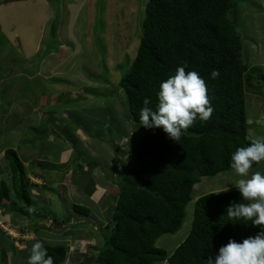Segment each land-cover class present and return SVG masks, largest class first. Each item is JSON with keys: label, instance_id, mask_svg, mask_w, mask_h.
Here are the masks:
<instances>
[{"label": "rangeland", "instance_id": "obj_1", "mask_svg": "<svg viewBox=\"0 0 264 264\" xmlns=\"http://www.w3.org/2000/svg\"><path fill=\"white\" fill-rule=\"evenodd\" d=\"M234 1L236 8L230 18L243 42L241 60L247 59L254 70V84L262 83L261 87L249 89L246 97L249 134L260 138L264 137V82L256 75L264 74V0ZM146 3L147 0H0V181L9 183L10 200L29 211L20 213L18 206L12 208L8 199L2 200L0 206L17 220L0 217L1 222H6L5 230L0 232V247L10 248L12 241L7 236L15 243L27 244L24 252L14 251L20 264H27L37 240L66 246L68 256L63 264H92L104 245L99 226L108 223L111 214L105 213L112 206L105 213L94 207L96 203L88 195L95 186L90 178L108 185L103 199L114 205L119 193L116 182L132 147L144 135L160 129L145 128L131 120L126 93L118 86L136 56ZM55 21L58 30L53 36ZM5 82L7 86H2ZM46 136L53 142L44 140ZM97 141L102 146L101 153L94 151L97 148L93 143L99 147ZM28 144L39 146L30 153L40 157L43 164L64 167L60 162H70L65 168L71 167L65 172L50 169L42 188L34 190V194L29 189V208L16 197L9 168H3L8 163L4 157L6 148L19 151ZM79 158L85 164L76 163ZM22 159L26 169H33L32 163L28 165V160ZM92 162L102 170L101 175H95ZM135 162L134 157L132 165ZM91 167L94 169L88 170ZM258 170L264 171V162L252 168L249 176ZM240 178L232 168L214 177H201L193 187L182 228L175 234L162 235L156 245L173 252L191 230L196 199L210 192L235 189ZM74 203L87 206L90 214H75ZM96 235L98 239H94ZM0 264H5L1 255Z\"/></svg>", "mask_w": 264, "mask_h": 264}, {"label": "trees", "instance_id": "obj_2", "mask_svg": "<svg viewBox=\"0 0 264 264\" xmlns=\"http://www.w3.org/2000/svg\"><path fill=\"white\" fill-rule=\"evenodd\" d=\"M234 8V0H147L136 57L119 83L127 96L129 117L141 123L144 99L155 108L160 83L183 65H187L186 71H197L205 79L215 110L208 121L197 119L183 131L179 141L159 129L132 147L116 182L119 193L110 219L99 226L105 242L93 264H208L209 257L214 259L229 239L242 241L260 231L251 221L227 216L233 203H247L235 188L196 199L191 230L173 252L156 245L162 235L182 228L193 187L201 177L231 170L232 153L255 139L249 134L246 97L247 89L262 83L254 84V70L247 59L241 60L243 42L230 18ZM57 30L55 21L53 36ZM213 70L220 73L215 79L211 77ZM256 77L264 82V74ZM5 158L16 197L29 208L28 190L33 184L25 165L13 148L5 150ZM4 198L10 200L12 195L3 180L0 204ZM10 204L17 207L16 200ZM25 210L18 209L29 214ZM73 212L86 217L90 209L74 203ZM44 247L54 264L65 261L66 246L44 243Z\"/></svg>", "mask_w": 264, "mask_h": 264}, {"label": "clouds", "instance_id": "obj_3", "mask_svg": "<svg viewBox=\"0 0 264 264\" xmlns=\"http://www.w3.org/2000/svg\"><path fill=\"white\" fill-rule=\"evenodd\" d=\"M186 67L187 65L179 66L174 75L160 83L157 93L158 103L155 108L151 107L150 100L145 98L144 107L139 113L140 122L145 128L160 127L168 134L169 138L175 141H179L182 132L193 126L197 119L208 121L215 110L208 95L205 79L197 71H186ZM219 74L218 70H213L211 77L215 79ZM119 83L120 81L118 86ZM112 87L116 88L115 85ZM76 162L85 164L81 158ZM261 162H264V137L253 139L249 144L238 147L232 153L230 167L241 177L235 185L242 200L247 203H233L227 208V216L230 219L251 221L252 225L260 227V231L242 241L229 239L227 244L219 248L214 259L209 257L208 264H264V171H255L249 176L253 165H259ZM69 164L70 162H60V165H64V167H48L47 170L54 169L65 172L71 168H65ZM71 170H74V167ZM29 179L32 184L35 183L30 177ZM44 182L41 186H44ZM6 183L9 187V183L7 181ZM37 184L40 185L39 182ZM227 190L228 188L224 191ZM1 230H5V228H1ZM7 239L12 241L11 244L14 247H18L20 244V242L16 244L14 238L7 236ZM11 244L9 247L13 248ZM15 249L18 250V248ZM94 260L95 258L93 263ZM27 264H54V258L48 255L42 240H37L32 245Z\"/></svg>", "mask_w": 264, "mask_h": 264}, {"label": "crops", "instance_id": "obj_4", "mask_svg": "<svg viewBox=\"0 0 264 264\" xmlns=\"http://www.w3.org/2000/svg\"><path fill=\"white\" fill-rule=\"evenodd\" d=\"M30 103V102H29ZM53 103V102H52ZM31 104V103H30ZM41 118H42V116H41ZM33 127H35V126H33ZM29 135V134H28ZM30 136V135H29ZM50 136V135H49ZM49 136H47L46 137V139L45 140H47L49 143H52L53 141H51L52 139L51 138H48ZM53 140H57L55 137H54V139ZM98 145H99V142L97 141L96 142ZM92 144V143H91ZM34 145L35 144H28L27 146H25L24 148H22V149H20L19 151H18V154H19V156H20V158H21V160H23L22 159V156L24 157V158H26V160H28V165H29V162L30 163H32L33 165L32 166H34V167H32L33 169H30V170H28V169H26V171H27V173H28V176L31 178V180L33 181H35V183H33V186H30L29 187V189H30V191L34 194L35 193V191L37 190V189H39V188H42L43 186H41V185H38L37 184V182H39V181H41V182H43V180L45 179V177H46V173L48 172V170H47V168L48 167H54V168H57L58 166H55V164H52L50 161V163H46V164H43L42 163V161H40L41 159H40V157H37L36 156V154H34V155H32L30 152L32 151V150H35V149H37L39 146L37 145H35V147H34ZM90 145V144H89ZM93 147L96 149H98L99 148V150H94L95 152H102L101 151V148H102V146L101 145H99V147L97 146L96 147V144L95 143H93ZM7 149V148H6ZM5 149V150H6ZM1 150H4V149H1ZM20 151H22L23 152V154L22 153H20ZM104 151H108V149H104ZM103 151V152H104ZM1 152V151H0ZM39 152V151H38ZM38 154V153H37ZM22 155V156H21ZM4 157H5V152H4ZM101 159H103V158H101ZM103 161H108L107 159H103ZM2 163V160H0V164ZM23 163H24V161H23ZM5 164V163H4ZM4 164H3V166H4ZM99 164H102V160H101V162L99 163ZM25 165V164H24ZM26 166V165H25ZM86 166H89V165H86ZM95 166V165H94ZM103 167H105V166H103ZM4 169H7V168H9V165H8V163H7V165L5 166V167H3ZM36 168V169H35ZM106 169L108 168V167H105ZM94 169V167H91V168H89L88 170H90V171H92ZM10 170V169H9ZM43 170V171H42ZM94 170H96L97 171V174H95V175H101L102 174V170H100V168L98 167V165L96 164V166H95V169ZM10 172H11V170H10ZM31 172L33 173V174H31ZM104 173V172H103ZM95 177V176H94ZM91 179V181H92V183L95 185L94 186V188H93V186H91V188L89 189L91 192L89 193L88 192V195H89V197H90V199L94 202V203H96L95 204V206L94 207H99V209L102 211V212H104L105 213V211H108V209H109V206H112L111 207V209H110V212H106L105 214H106V216H107V214L108 215H110L111 214V211H112V208H113V204H109V202L107 201V199L105 200V199H103V197H106L107 195H106V193H105V188H107L108 187V185L106 184H102V183H99V182H97V181H95L94 179H92V178H90ZM55 181V180H54ZM56 182L57 181H55V184L54 185H56ZM40 183V182H39ZM65 187V186H64ZM51 189V191L53 190L54 191V188L53 187H51L50 188ZM49 189V190H50ZM35 190V191H34ZM48 190V191H49ZM88 190V191H89ZM96 193H99V195L100 196H97L96 195ZM109 204V205H108ZM72 207H73V205H72ZM108 208V209H107ZM107 209V210H106ZM5 209H3L2 207H0V217H2V218H6L7 216H8V218L11 220V222H15L16 220H17V217H15V216H13L11 213H6L5 211H4ZM11 214V215H10ZM107 218V217H106ZM23 220V219H22ZM106 220V219H105ZM26 221H27V219H26ZM4 223H6V222H1L0 221V229L1 228H4L5 227V225H4ZM24 223V222H23ZM25 224V223H24ZM94 239H98V237H97V235H96V237H94ZM16 244H19V243H16ZM11 246L13 247V248H7V247H4L3 246V248H1L0 247V255L1 256H3L4 257V259H5V264H20V260H19V258L15 255V250H14V248H18V250H16V251H18V252H24L26 249H27V244H19L18 245V247L16 246V247H14V245H12L11 244ZM70 246H73V245H71L70 244ZM68 256V255H67ZM24 264H25V262H24Z\"/></svg>", "mask_w": 264, "mask_h": 264}]
</instances>
